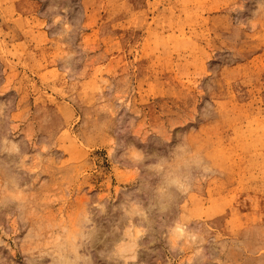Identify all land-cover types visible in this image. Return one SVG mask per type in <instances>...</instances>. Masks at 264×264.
I'll return each instance as SVG.
<instances>
[{
	"label": "rangeland",
	"instance_id": "rangeland-1",
	"mask_svg": "<svg viewBox=\"0 0 264 264\" xmlns=\"http://www.w3.org/2000/svg\"><path fill=\"white\" fill-rule=\"evenodd\" d=\"M0 264H264V0H0Z\"/></svg>",
	"mask_w": 264,
	"mask_h": 264
}]
</instances>
